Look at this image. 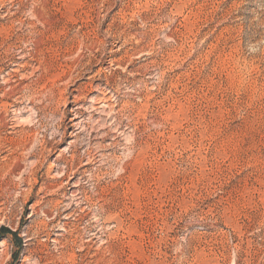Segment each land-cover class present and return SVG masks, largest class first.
Instances as JSON below:
<instances>
[{
	"label": "rangeland",
	"instance_id": "obj_1",
	"mask_svg": "<svg viewBox=\"0 0 264 264\" xmlns=\"http://www.w3.org/2000/svg\"><path fill=\"white\" fill-rule=\"evenodd\" d=\"M0 264H264V0H0Z\"/></svg>",
	"mask_w": 264,
	"mask_h": 264
},
{
	"label": "bare ground",
	"instance_id": "obj_2",
	"mask_svg": "<svg viewBox=\"0 0 264 264\" xmlns=\"http://www.w3.org/2000/svg\"><path fill=\"white\" fill-rule=\"evenodd\" d=\"M6 107V106H5ZM3 148V147H2Z\"/></svg>",
	"mask_w": 264,
	"mask_h": 264
}]
</instances>
